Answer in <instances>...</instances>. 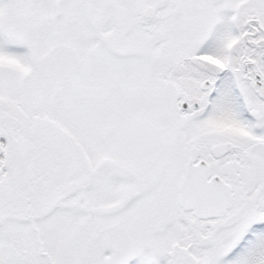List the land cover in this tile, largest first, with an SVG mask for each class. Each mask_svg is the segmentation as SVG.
Listing matches in <instances>:
<instances>
[{
  "label": "snow or ice",
  "instance_id": "6c2138e0",
  "mask_svg": "<svg viewBox=\"0 0 264 264\" xmlns=\"http://www.w3.org/2000/svg\"><path fill=\"white\" fill-rule=\"evenodd\" d=\"M0 264H264V0H0Z\"/></svg>",
  "mask_w": 264,
  "mask_h": 264
}]
</instances>
